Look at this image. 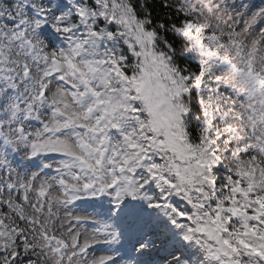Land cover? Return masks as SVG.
I'll list each match as a JSON object with an SVG mask.
<instances>
[{
    "label": "snow or ice",
    "instance_id": "obj_1",
    "mask_svg": "<svg viewBox=\"0 0 264 264\" xmlns=\"http://www.w3.org/2000/svg\"><path fill=\"white\" fill-rule=\"evenodd\" d=\"M0 264H264V0H0Z\"/></svg>",
    "mask_w": 264,
    "mask_h": 264
}]
</instances>
